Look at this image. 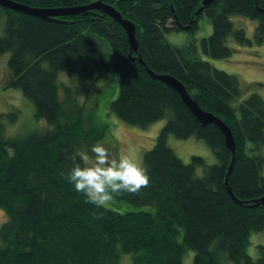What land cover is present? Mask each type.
Returning a JSON list of instances; mask_svg holds the SVG:
<instances>
[{
    "label": "trees",
    "instance_id": "1",
    "mask_svg": "<svg viewBox=\"0 0 264 264\" xmlns=\"http://www.w3.org/2000/svg\"><path fill=\"white\" fill-rule=\"evenodd\" d=\"M11 1L48 10L96 0ZM102 1L133 24L138 49L131 54L134 62L125 31L103 13L47 22L0 7L5 23L0 55H10L11 77L5 87L20 90L35 107L34 117L52 128L7 139L0 114V212L6 217L0 225V264H118L124 255H131V264H183L186 249L194 252L193 264H220L223 254L234 264H264V246L257 260L246 254L251 233L264 231V202H253L264 198V99L253 94L234 105L241 91L236 77L199 58L195 44L175 47L164 37L195 32L205 14L212 33L200 42L203 54L229 58L227 38L251 45L243 29L230 22L233 16L257 21L253 42L264 43V0H211L198 16L203 0ZM147 69L176 79L201 110L232 132L235 164L227 184L239 204L224 185L231 152L222 133L216 126L203 127L176 91L153 80ZM61 72L72 74L74 84H62V101L57 83ZM113 75L119 95L109 103L111 114L141 129L166 123L143 154L150 185L139 195H114L120 203L151 207L154 213L120 214L97 207L64 178L73 166L71 154L83 150L93 156L91 147L105 137V128L86 125L76 83L88 92L95 82ZM170 136L202 141L216 164H204L197 156L183 164L168 147ZM197 167L203 169L202 178L195 175Z\"/></svg>",
    "mask_w": 264,
    "mask_h": 264
},
{
    "label": "rangeland",
    "instance_id": "2",
    "mask_svg": "<svg viewBox=\"0 0 264 264\" xmlns=\"http://www.w3.org/2000/svg\"><path fill=\"white\" fill-rule=\"evenodd\" d=\"M97 1V0H96ZM94 1V2H96ZM93 3V2H91ZM90 5V4H89ZM235 29H243L247 38L251 41V45L240 46L234 42L233 37L226 39L227 45L232 56L226 59L218 60L205 56L201 50L200 42L203 39H208L212 33V24L208 17L203 14L198 20V30L195 32H169L164 35L166 43L175 47H185L190 43L198 47L197 56L209 63L216 70L224 71L228 75L238 79L241 89L240 96L234 105H238L245 101L250 95H259L264 99V43L257 45L253 42L254 29L258 22L250 20L247 17L233 16L230 19ZM4 20L0 19V36L4 30ZM108 53V51H106ZM10 55H0V114L3 115L5 137L21 138L33 130L46 131L52 130L51 126L45 120H37L34 117L35 107L21 94L20 90L13 88L7 89L5 86L10 80V72L7 66V60ZM72 74L65 72L59 73L57 83L59 85L58 96L62 101L65 97L62 84L74 86L71 83ZM91 81L87 82L89 86ZM76 83L77 89L81 92L76 96L78 105L83 107V116L86 119V125L92 128H105V137L101 143L107 147L112 155V158L119 159L122 154H128L141 167L143 165V154L150 151L154 146L156 137L166 124L165 120H160L146 129L137 128L131 125H126L109 111V103L116 100L118 97L119 82L117 75L105 77L95 82L93 88L86 92L82 90L80 85ZM168 147L182 161L189 163L194 157L203 159L204 164L215 165L216 160L202 141L193 138L178 140L174 136H170L167 140ZM264 157V146L260 149ZM91 157V156H90ZM85 166V165H84ZM145 168V167H144ZM261 174L264 177V166L261 169ZM197 178H202L203 169L197 167L195 169ZM122 213H132L137 211H149L154 213L155 209L151 207L135 208L124 203L118 202L115 198L105 207ZM6 217L0 212V225L4 223ZM177 236L179 242L182 241L183 230ZM249 242L246 246V254L252 260H257L260 257V248L264 246V231L260 233H251ZM183 255V264H193L194 252L186 249ZM220 264H234L226 259V255H221ZM118 264H131V255L122 256Z\"/></svg>",
    "mask_w": 264,
    "mask_h": 264
},
{
    "label": "clouds",
    "instance_id": "3",
    "mask_svg": "<svg viewBox=\"0 0 264 264\" xmlns=\"http://www.w3.org/2000/svg\"><path fill=\"white\" fill-rule=\"evenodd\" d=\"M93 156L83 150L75 151L69 157L72 168L64 178L74 185L75 191L83 193L88 203L106 207L114 195H139L150 185L147 169L141 167L128 154L119 159L112 158L107 147L96 143L90 149ZM82 161L85 166H81Z\"/></svg>",
    "mask_w": 264,
    "mask_h": 264
},
{
    "label": "water",
    "instance_id": "4",
    "mask_svg": "<svg viewBox=\"0 0 264 264\" xmlns=\"http://www.w3.org/2000/svg\"><path fill=\"white\" fill-rule=\"evenodd\" d=\"M211 0H203L202 7L198 9V11L195 13L198 16V13L202 11V9L209 5V2ZM0 7L3 9H8L13 12H18L20 14H23L25 16H31L34 18H40L43 21H53L55 18L59 17H70V16H77L80 14H90L92 11H96L99 13L105 14L108 18H111L115 22H117L121 28L125 31L126 38L128 39L129 48L131 49V54L136 55L137 54V43L134 38V31L135 28L133 27V24L130 21L125 20L120 16L119 13L115 11V9L112 7H108L103 3L102 0H97L96 2L91 3L90 5H80L77 7H69V8H59V9H41V8H33L29 6H25L20 2L17 1H11V0H0ZM264 12V10H263ZM187 29V28H186ZM133 62L135 61L134 58H131ZM138 62L146 69L143 61L137 57ZM148 74L153 80L161 81L164 84H166L169 88L176 91L181 101H183L185 107L190 112V114L194 117L196 121H198L203 127L212 125L216 126L217 129L222 133L223 141L225 142V145L227 146L228 150L231 152V160L230 165L227 168L226 172V178L224 181V185L226 187L227 194L231 196V199L235 202H239L235 199L234 195H232L231 190L229 188V185L227 184L228 178L232 174L231 171L234 167V161H235V141H233L232 132L229 130V128L224 125V123L219 120L216 116H213L211 113H208L204 110H201L198 101L190 97L187 93V91L184 89L183 85L179 83L176 79L172 78L171 76H164V75H158L156 76L154 73H152L150 70H148ZM254 204L257 202L261 203L264 202V198H261V200L253 201Z\"/></svg>",
    "mask_w": 264,
    "mask_h": 264
}]
</instances>
